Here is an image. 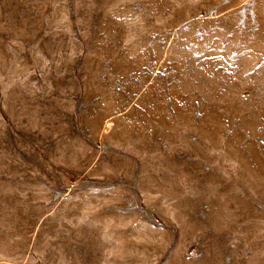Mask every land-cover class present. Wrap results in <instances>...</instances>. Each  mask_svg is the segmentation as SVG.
<instances>
[{"label": "rangeland", "instance_id": "rangeland-1", "mask_svg": "<svg viewBox=\"0 0 264 264\" xmlns=\"http://www.w3.org/2000/svg\"><path fill=\"white\" fill-rule=\"evenodd\" d=\"M0 264H264V0H0Z\"/></svg>", "mask_w": 264, "mask_h": 264}]
</instances>
